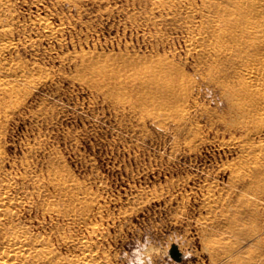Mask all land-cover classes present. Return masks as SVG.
<instances>
[{"label": "rangeland", "instance_id": "obj_1", "mask_svg": "<svg viewBox=\"0 0 264 264\" xmlns=\"http://www.w3.org/2000/svg\"><path fill=\"white\" fill-rule=\"evenodd\" d=\"M3 1L15 44L0 78L24 88L0 99V192L15 198L5 223L50 236L65 259L89 238L90 264H126L146 236L154 264H217L220 236L246 244L234 264H252L251 245L264 264V157L252 184L232 171L264 154V116L238 108L236 0ZM211 40L227 53H201ZM3 226L1 238L13 233Z\"/></svg>", "mask_w": 264, "mask_h": 264}, {"label": "bare ground", "instance_id": "obj_2", "mask_svg": "<svg viewBox=\"0 0 264 264\" xmlns=\"http://www.w3.org/2000/svg\"><path fill=\"white\" fill-rule=\"evenodd\" d=\"M3 2H4L3 0H0V3H3ZM262 3H263V0H236L235 1L236 7L241 9L240 10V14H241L240 18H241V22H242L241 37H242V45H243V48L245 51L244 55H243V59H244V62H246L238 72L239 79L241 81L240 87H239V93L242 96H244V99L240 100V102L238 103V108L242 112H245L246 114H251L253 112L258 113L260 115L261 119L264 116V10H256V9H259L261 7ZM43 20H44V21H42L43 27L45 29H47L50 33L55 32L53 25L49 22L50 20L47 21L48 20L47 18H44ZM229 34L231 36H233L234 35L233 30H230ZM201 35L203 37L205 35V32L202 31ZM219 35H221V33ZM10 37L11 36H10L9 32L7 31V29H0V38H2V40H3L2 41L0 39L2 41L0 43V71L5 70V67H6L5 65L9 66L8 63L10 62V60H9V62L5 61V62H8L7 64L4 63V61L2 60V55L5 54V52L7 50H10L12 48V44L14 42L11 43L12 40H10L11 39ZM251 45L254 46L253 52H249V47ZM215 49H216V42L211 40L209 43H206V44L203 43L202 47L199 50L201 53L214 52L215 55H217V54L221 55V54L227 53L226 50L221 49L219 52H217ZM17 61H16V65L18 64ZM20 63L22 64L23 62H20ZM12 64H14V63H12ZM21 64L17 67L19 68L20 66H22ZM14 68L12 69V71L14 70ZM21 71L23 72V70H21ZM4 73H7V71L5 70ZM24 73L25 72H23V74ZM2 74L0 76H2ZM13 74H14V72H13ZM16 74H20V73L17 72ZM3 76H5V75H3ZM24 76L22 75L23 78H24ZM20 77H21V75H20ZM28 77H26L25 79H27ZM31 77H29V78H31ZM5 78H7V77H5ZM5 78H2V77L0 78V99L6 102L9 98L16 97V95L19 93V91H18L19 87L21 88V86H19V87L16 86V88L18 87L17 88L18 90H16V88H14L15 86L11 87L12 85H14L16 83L14 82V84L12 83V84H10L11 85L10 86L9 85L10 81L8 79H5ZM10 79L12 80L13 78L11 77ZM18 80H19V78H18ZM13 81H15V80H13ZM31 81H33V80H31ZM21 82H22V80H21ZM23 82L21 85H25V82L24 83ZM33 83H35V82L33 81ZM31 84L32 83H30V85ZM18 85H20V84H18ZM32 85H34V84H32ZM32 85H31V87H32ZM21 89L23 91L24 88H21ZM21 89H20V91H21ZM30 89H29V91H30ZM26 90H27V88H26ZM13 99H15V98H13ZM12 101H14V100H12ZM12 101H11V103H12ZM3 104H5V103H3ZM3 104L0 106L4 107ZM1 107H0V109H1ZM261 107L263 108L262 110H261ZM0 113H1V111H0ZM2 120H4V119H2ZM4 125H5V122H4ZM242 145L244 147H248L249 142L247 140H243ZM0 152H1V150H0ZM263 157H264V154L261 152H258L254 155V160L251 161V155L249 154V152H247L244 156L243 162H241V161H240L241 163L238 162L239 165H237V164L235 165L234 163H232L234 165L232 171L234 172L235 177H237V179H238L241 175L245 176V175H249L250 173L253 174V172H255L254 169H256L258 166L259 160L263 159ZM252 174H250V176H249L250 179L248 180L250 184H252L254 182V179H255V177L251 178V176H253ZM1 186H3V185H1ZM72 198H73V196H71V199ZM14 199H15L14 197H11V196L6 195V194L4 195L3 193L0 192V227L4 225L6 228L8 226L14 228L12 234L6 235L3 238H1V236H0V264H90L92 262V260H94V258L93 259L88 258L87 250L91 251V246H92V241H90L91 239L89 240V238H87V239L85 238V239L81 240V245L83 246V248L85 250L83 253H80L74 257L65 259V257L59 256V253L56 252V249L51 246V239L52 238H50V236L36 235L35 234L36 236L33 235V236H35V237H33V236L29 235L26 231H24V233L14 232V230L16 228V224L14 225L10 221L6 222L7 224L5 223V221L7 219L10 220V217L13 214V209L11 208V206H12L13 201H15ZM209 204L211 205V203H209ZM51 205H52V203H51ZM51 205H49L50 208L52 207ZM208 207H210V206H208ZM47 208H48V206H47ZM55 209H57V208H55ZM4 226H3V228L6 229ZM7 230H8V228H7ZM7 230H4V231H7ZM238 232H240L239 224H235V225L231 226L230 231H229V237L230 238L229 237L228 238L231 240V238L235 237L238 234ZM8 234H9V232H8ZM1 235H2V233H1ZM255 235H256V233L253 232L247 237V239L248 240L253 239L255 237ZM221 237L222 236H220V238H219L220 241L218 243V246L215 245L213 247L212 258L217 264H234L236 261L239 260L240 252L242 251L241 249L246 244L244 242L242 243L239 241H237L236 243H232L230 241L229 242L225 241L226 243L223 245ZM250 244H252V243H250ZM219 246H223V247L218 248ZM252 246L253 245H251V248H249L247 251V255H248L247 257H248L250 263L255 264V262L257 260V257H256L257 253L255 251V247L254 246L252 247Z\"/></svg>", "mask_w": 264, "mask_h": 264}, {"label": "clouds", "instance_id": "obj_3", "mask_svg": "<svg viewBox=\"0 0 264 264\" xmlns=\"http://www.w3.org/2000/svg\"><path fill=\"white\" fill-rule=\"evenodd\" d=\"M154 255H158V250L146 236L142 241L137 240L131 253H126L123 259L126 260V264H154Z\"/></svg>", "mask_w": 264, "mask_h": 264}, {"label": "water", "instance_id": "obj_4", "mask_svg": "<svg viewBox=\"0 0 264 264\" xmlns=\"http://www.w3.org/2000/svg\"><path fill=\"white\" fill-rule=\"evenodd\" d=\"M174 253H175L177 259L181 258V252L177 249V247L174 248Z\"/></svg>", "mask_w": 264, "mask_h": 264}]
</instances>
